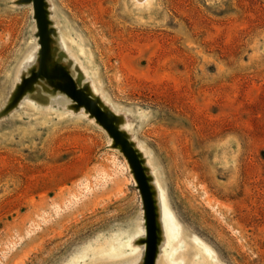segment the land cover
<instances>
[{"label":"rangeland","instance_id":"rangeland-1","mask_svg":"<svg viewBox=\"0 0 264 264\" xmlns=\"http://www.w3.org/2000/svg\"><path fill=\"white\" fill-rule=\"evenodd\" d=\"M19 1L0 0V264H143L142 197L108 133L44 80L9 108L39 64ZM46 3L55 61L122 119L178 223L162 249L160 221L156 264H264V0Z\"/></svg>","mask_w":264,"mask_h":264},{"label":"water","instance_id":"water-1","mask_svg":"<svg viewBox=\"0 0 264 264\" xmlns=\"http://www.w3.org/2000/svg\"><path fill=\"white\" fill-rule=\"evenodd\" d=\"M19 3L33 5L40 45L39 64L37 69L32 70L30 75L22 80L13 104L9 108L15 106L28 92L32 91L40 80H44L53 87L54 92L65 94L73 102V108L76 111L84 108L91 118L95 119L112 139L114 148L120 149L132 171L145 213L146 238L140 242L146 246L143 264H156L158 246L161 242L156 192L153 190L141 155L128 135L120 130L122 119L103 108L100 101L92 96L88 87H79L70 70L55 61L52 50L54 31L50 29L46 0H20Z\"/></svg>","mask_w":264,"mask_h":264},{"label":"bare ground","instance_id":"bare-ground-1","mask_svg":"<svg viewBox=\"0 0 264 264\" xmlns=\"http://www.w3.org/2000/svg\"><path fill=\"white\" fill-rule=\"evenodd\" d=\"M63 97H65L62 94ZM27 97V96H26ZM156 200V206H157V213H158V223L161 229L160 221L163 227V230L165 232L166 236V243L164 244L163 248L170 247L172 245V242L176 240L180 235V228L178 226V223L170 210L168 203L163 195L162 189H159V202L157 201V195H155ZM161 237V233H160ZM161 243V242H160ZM161 249V244L158 246V250ZM207 253H210L206 250ZM167 258L170 260L173 264H176L175 259H173V253H167Z\"/></svg>","mask_w":264,"mask_h":264}]
</instances>
